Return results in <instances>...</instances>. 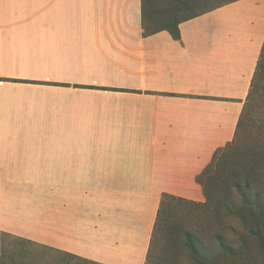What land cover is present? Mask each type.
I'll list each match as a JSON object with an SVG mask.
<instances>
[{"label":"crops","instance_id":"obj_1","mask_svg":"<svg viewBox=\"0 0 264 264\" xmlns=\"http://www.w3.org/2000/svg\"><path fill=\"white\" fill-rule=\"evenodd\" d=\"M179 35L145 36L142 0H0V264L6 243L146 264L163 195L205 200L197 178L235 137L264 0Z\"/></svg>","mask_w":264,"mask_h":264},{"label":"rangeland","instance_id":"obj_2","mask_svg":"<svg viewBox=\"0 0 264 264\" xmlns=\"http://www.w3.org/2000/svg\"><path fill=\"white\" fill-rule=\"evenodd\" d=\"M230 1L232 0H149L146 9L154 18V20L149 18V23L154 27H159L162 26V13L175 6L176 2H182L177 12L178 18L181 19ZM262 66L264 67V62ZM261 76L259 74L255 82L256 88L253 90L252 106L248 113L247 131L240 134V139L237 141L241 145L240 151L241 149L248 151L246 156L256 152L264 153V76ZM240 151L234 154L237 158L234 160L242 158ZM243 159L247 161L245 156ZM262 162L264 169V160ZM234 169H236L235 164H227L225 170L219 175L227 177L232 175ZM256 169V166L248 167V172ZM215 173L216 166L202 178V182L206 184L213 197L211 209L210 206L197 205V203H206V198L203 202L169 201L162 215L157 238L153 243L150 264H192V255L186 246L185 235L192 231L204 242V254L218 264H264V250H261L258 240L250 234L249 227H252V224H245L238 216H227L226 210L217 213L218 201L228 199V197L232 199L236 193L226 195L222 193L227 192V189L222 182H216L217 175L212 176ZM256 185L262 190L264 180H260ZM213 205H217L216 208ZM217 236L232 247L229 255L223 253L216 239ZM34 253L27 248L24 249L22 245L6 243L1 249L2 264H80L73 259L54 261L46 251Z\"/></svg>","mask_w":264,"mask_h":264},{"label":"trees","instance_id":"obj_3","mask_svg":"<svg viewBox=\"0 0 264 264\" xmlns=\"http://www.w3.org/2000/svg\"><path fill=\"white\" fill-rule=\"evenodd\" d=\"M149 0H142V17H143V30L144 35L147 36L149 34L156 33L161 30H168L175 39H179V25L181 22L195 18L197 16H200L210 10H213L215 8H212L210 10H205L202 12H196L190 16H187L185 18H178L177 12L179 11V4L182 2H176V5L165 10L162 13V26L154 27L149 22V18L151 20H154L152 18V14H149L146 6L148 5ZM236 0H232L230 2H234ZM155 16V14L153 15ZM264 62V47L257 65L256 73L253 78L251 89L249 92V95L246 99V103L244 106V110L241 114V117L238 122L237 130L235 133V137L231 143H229L225 148H222L218 150L211 163L207 166V168L203 171V173L197 178V181L201 184L203 187V193L204 198H206V203H197V205H201L204 207L210 206V209L212 208V200L213 197L211 196L209 189L207 188L206 184L202 182V178L206 174H208L214 166H216V173L212 175L213 177H216V182H222L224 184L225 188L227 189V192H222L225 195L227 193L235 192L234 198L230 199H222L221 201H218V206L213 205V207L216 208L217 206V213H219L221 210H226L227 216H238L242 219V221L247 224H252V227H249L250 234L253 235L258 242L260 243L261 250H264V188L260 190L257 188L258 182L260 180H264V169L262 168V161L264 160V153L261 154L259 152L247 154V150L241 151L239 150L241 145L237 143L238 139H240V134H243V132L247 131V125H248V113L250 112V107L252 106V99H253V90L256 88V79L260 75L261 77L264 76V67L262 66ZM241 152V159L240 160H234L235 158L234 154L236 152ZM246 157L247 161L243 159V157ZM235 164L236 169L233 170L232 175L220 176L219 173H222L225 170V167H227V164ZM256 166L257 169L253 172H248V167ZM227 169V168H226ZM222 177V178H221ZM221 185V183H218ZM233 197V196H232ZM227 198V197H226ZM170 200H178L182 202H187V200L177 198L171 195H163L161 199L160 209L158 212L157 220L155 223L151 245L149 248L148 256L146 264H150V258L152 255V248L154 240L157 238V232L160 229L161 223H162V215L165 212V207L168 205ZM254 225V226H253ZM186 246L191 252L192 255V264H218L216 261L210 260L205 254V244L200 239L195 232H189L186 233ZM216 239L219 241L220 246L222 247V251L224 254L230 253L232 247H230L224 239L217 236ZM209 259V260H208Z\"/></svg>","mask_w":264,"mask_h":264}]
</instances>
